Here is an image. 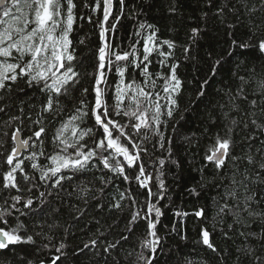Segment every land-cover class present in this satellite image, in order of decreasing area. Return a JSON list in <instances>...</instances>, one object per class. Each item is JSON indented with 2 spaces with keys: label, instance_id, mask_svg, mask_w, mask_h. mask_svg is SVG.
<instances>
[{
  "label": "trees",
  "instance_id": "trees-1",
  "mask_svg": "<svg viewBox=\"0 0 264 264\" xmlns=\"http://www.w3.org/2000/svg\"><path fill=\"white\" fill-rule=\"evenodd\" d=\"M2 32L0 264H264V0H9Z\"/></svg>",
  "mask_w": 264,
  "mask_h": 264
},
{
  "label": "water",
  "instance_id": "water-1",
  "mask_svg": "<svg viewBox=\"0 0 264 264\" xmlns=\"http://www.w3.org/2000/svg\"><path fill=\"white\" fill-rule=\"evenodd\" d=\"M9 0H0V10L8 5ZM113 10V0H103V18L109 16ZM13 158H19L23 153L28 151L29 139L23 140L21 134L15 132L13 135ZM225 155V148L219 147L218 150L211 156V160L215 163H221ZM9 239L3 230H0V253L2 249L7 248Z\"/></svg>",
  "mask_w": 264,
  "mask_h": 264
},
{
  "label": "rangeland",
  "instance_id": "rangeland-1",
  "mask_svg": "<svg viewBox=\"0 0 264 264\" xmlns=\"http://www.w3.org/2000/svg\"><path fill=\"white\" fill-rule=\"evenodd\" d=\"M42 19H43V21H47L48 17L45 15V16H42ZM10 25H11V23H7L5 25V32L9 29ZM5 35L6 34H4V32L0 33V39L5 37ZM62 40H63V38H62ZM55 42L58 45V40H56ZM47 45L52 52L51 55H53V58H55L57 61L61 62L62 55L65 53L66 46L63 44L62 45L60 44V46H57V45L54 46V41H53V45L51 44L50 41L47 42Z\"/></svg>",
  "mask_w": 264,
  "mask_h": 264
},
{
  "label": "bare ground",
  "instance_id": "bare-ground-1",
  "mask_svg": "<svg viewBox=\"0 0 264 264\" xmlns=\"http://www.w3.org/2000/svg\"><path fill=\"white\" fill-rule=\"evenodd\" d=\"M30 8V7H29ZM16 9V8H15ZM25 21V20H24Z\"/></svg>",
  "mask_w": 264,
  "mask_h": 264
}]
</instances>
